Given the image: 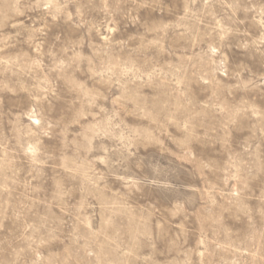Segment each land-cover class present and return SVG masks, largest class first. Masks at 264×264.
Returning <instances> with one entry per match:
<instances>
[{
	"label": "rangeland",
	"instance_id": "374dc122",
	"mask_svg": "<svg viewBox=\"0 0 264 264\" xmlns=\"http://www.w3.org/2000/svg\"><path fill=\"white\" fill-rule=\"evenodd\" d=\"M0 264H264V0H0Z\"/></svg>",
	"mask_w": 264,
	"mask_h": 264
}]
</instances>
